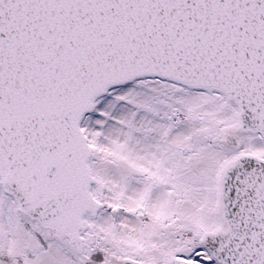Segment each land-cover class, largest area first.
Returning a JSON list of instances; mask_svg holds the SVG:
<instances>
[{
    "label": "snow or ice",
    "instance_id": "snow-or-ice-1",
    "mask_svg": "<svg viewBox=\"0 0 264 264\" xmlns=\"http://www.w3.org/2000/svg\"><path fill=\"white\" fill-rule=\"evenodd\" d=\"M0 264H264V0H0Z\"/></svg>",
    "mask_w": 264,
    "mask_h": 264
}]
</instances>
